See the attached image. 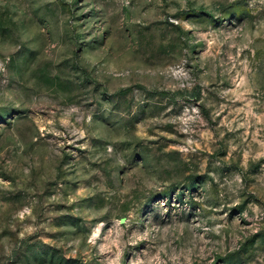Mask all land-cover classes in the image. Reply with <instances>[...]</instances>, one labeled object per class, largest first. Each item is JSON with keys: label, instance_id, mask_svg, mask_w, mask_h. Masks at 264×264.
I'll use <instances>...</instances> for the list:
<instances>
[{"label": "rangeland", "instance_id": "rangeland-1", "mask_svg": "<svg viewBox=\"0 0 264 264\" xmlns=\"http://www.w3.org/2000/svg\"><path fill=\"white\" fill-rule=\"evenodd\" d=\"M0 264H264V0H0Z\"/></svg>", "mask_w": 264, "mask_h": 264}]
</instances>
